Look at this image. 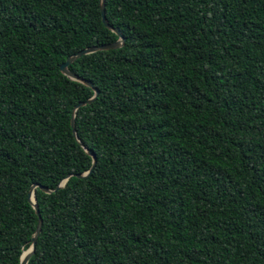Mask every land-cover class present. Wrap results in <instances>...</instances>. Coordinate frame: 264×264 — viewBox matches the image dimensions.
Listing matches in <instances>:
<instances>
[{"label": "trees", "instance_id": "obj_1", "mask_svg": "<svg viewBox=\"0 0 264 264\" xmlns=\"http://www.w3.org/2000/svg\"><path fill=\"white\" fill-rule=\"evenodd\" d=\"M105 15L125 42L68 66L98 92L76 140L94 91L60 64L118 35L99 0H0V264L31 245L34 184L27 264H264V0Z\"/></svg>", "mask_w": 264, "mask_h": 264}, {"label": "water", "instance_id": "obj_2", "mask_svg": "<svg viewBox=\"0 0 264 264\" xmlns=\"http://www.w3.org/2000/svg\"><path fill=\"white\" fill-rule=\"evenodd\" d=\"M99 9H100V12H101V20H102V23L103 25H105L107 28L111 29L114 33H116L118 35V39L115 40L114 42H111V43H105L103 45H100V46H93V47H89V48H85L77 53H73L71 55H69L66 60L60 64V70H61V73L62 74H65L67 75L69 78L73 79V81H77L87 87H90L93 89L94 91V96L90 99H87L86 101H83V102H79L73 109L72 111V116H71V120H70V123H71V127H72V132H73V135L74 137L77 139V136H76V133H75V127H74V120L73 118L75 117V112L77 111V109H79L80 107H84L90 103H92L94 101V99L96 98L97 96V90L93 87V85L74 75L73 73H71V71L69 70L68 66L74 61H76L77 59H79L80 57L82 56H86V55H89V54H93L95 52H99V51H103V50H107V49H113V48H117V47H122L124 45V42H125V39L124 37L122 36L120 30L118 28H115L113 27L111 24H109L107 18H106V15H105V0H99ZM83 148L84 146L82 144H80ZM85 149V148H84ZM86 153L92 157L93 159V164H95V161H96V157L95 155L85 149ZM92 164V168H93V165ZM91 168V169H92ZM90 173V171L84 173V174H81V175H78V177H85L87 176L88 174ZM68 177V176H67ZM67 177L62 181L60 182L58 185H57V188L54 190L56 191L58 188L62 187L67 179ZM36 188H39L40 190H42L43 192L47 193V194H50L52 193V191L48 188H45L41 185H37V184H34L33 186H31V188L29 189V192H28V202L31 204L32 206V209L33 211H35L36 215L38 216V224H37V227H36V230H35V234L33 235L32 239H31V245L30 247L25 250L23 253H20V264H27L29 259L31 258L30 256L32 255V253L34 252V248H35V244H36V240L41 232V225H42V220H41V217L39 215V211L37 210L38 206L36 204V200H35V195H34V192H35V189ZM31 196H32V199L31 200Z\"/></svg>", "mask_w": 264, "mask_h": 264}, {"label": "bare ground", "instance_id": "obj_3", "mask_svg": "<svg viewBox=\"0 0 264 264\" xmlns=\"http://www.w3.org/2000/svg\"><path fill=\"white\" fill-rule=\"evenodd\" d=\"M31 200H33V199H32V196H31Z\"/></svg>", "mask_w": 264, "mask_h": 264}]
</instances>
